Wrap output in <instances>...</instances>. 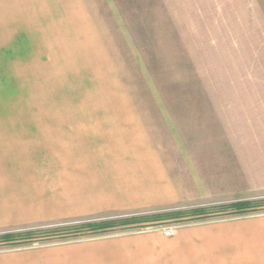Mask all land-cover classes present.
<instances>
[{
  "label": "rangeland",
  "instance_id": "374dc122",
  "mask_svg": "<svg viewBox=\"0 0 264 264\" xmlns=\"http://www.w3.org/2000/svg\"><path fill=\"white\" fill-rule=\"evenodd\" d=\"M6 1L0 0V174L9 178L15 169L16 181L23 174L26 183L29 174L34 183L40 166H50V177L39 180L47 192L56 174H71L81 210L0 228V236L50 231L19 245L0 241V254L264 216L263 196H245L257 207L238 212L232 205L241 199L201 200L190 190L200 180L212 184L213 170L224 163L231 182L234 161L245 163L239 144L224 155L225 145L241 140L242 125L232 119L231 133L223 115L232 110L231 94H239L232 85L264 82L257 75L264 41L247 12L207 11L208 0ZM261 142L255 131V144ZM169 165L188 189L181 202L165 198ZM110 204L126 207L106 209ZM103 221L114 222L80 227ZM230 255V248L222 252Z\"/></svg>",
  "mask_w": 264,
  "mask_h": 264
},
{
  "label": "crops",
  "instance_id": "0c3cea01",
  "mask_svg": "<svg viewBox=\"0 0 264 264\" xmlns=\"http://www.w3.org/2000/svg\"><path fill=\"white\" fill-rule=\"evenodd\" d=\"M13 1L16 0H7L6 4H11L10 2ZM190 1H184V4L191 5ZM200 1L198 0V5ZM208 2L212 7L207 11L247 12L249 14L247 19L254 22L252 26L256 23L259 28L256 32L260 37L258 42L264 41V0H208ZM197 10L202 11L201 8ZM259 54L261 55L258 57L257 75H262L264 81V46L262 53ZM251 65L250 61L248 81L252 75L249 73ZM231 91L239 94H231V99L227 102L230 103L232 110L230 114L226 113L223 116L229 120L231 133L235 132L231 120L241 123L242 127L239 128L242 130V138L235 143L230 142L225 145L224 155L239 144L242 147L245 163H241L239 168L234 161L230 169L231 182L222 173V170L227 169H221V166L227 165L224 163L213 170L212 184L206 181L203 184L200 180L198 185L190 187V190L197 191V196L201 200L236 197L232 199L244 201L245 196H248L246 199L264 197V82L249 81V83L232 85ZM255 131L262 135V142L257 145ZM49 145L51 143L48 142ZM3 149L8 150V145H3ZM236 159L237 154L234 160ZM61 160L65 164L68 163L63 158ZM230 161L233 163L231 157ZM40 168L42 173L35 172L38 182L34 183L31 182L29 174L26 183L23 174L22 181H16L15 169L7 173L9 178L0 174V228L62 219L69 216L68 214L77 215L81 210L78 200L72 198L73 195L79 194L80 190L78 185H73L71 174H65V177L56 174V182L52 186L55 189L47 192L48 186L45 182L42 186L39 180L50 177L47 174L50 166L46 168L41 165ZM57 169L60 168H55L53 171L56 173ZM239 170L243 172L241 176ZM175 172L177 171L173 166L166 167V184H163L167 189L165 198L169 201L181 202L187 197L188 189L183 186L184 184L180 186V180L177 179ZM157 174L160 175L158 168L154 177L158 176ZM76 175L78 176L77 173ZM241 178L245 181H241ZM45 192L49 193L50 197ZM72 207L74 209H70ZM123 207L126 206L110 204L105 208L122 209ZM228 248L231 250V255L226 258L222 256V252ZM0 264H264V216L190 225L181 228L171 237L157 233H129L86 244L48 246L4 253L0 254Z\"/></svg>",
  "mask_w": 264,
  "mask_h": 264
},
{
  "label": "trees",
  "instance_id": "16d2710c",
  "mask_svg": "<svg viewBox=\"0 0 264 264\" xmlns=\"http://www.w3.org/2000/svg\"><path fill=\"white\" fill-rule=\"evenodd\" d=\"M232 207H234V209H236L238 212L244 211V210H250L252 209V207H257L255 205V203H253L252 201H241V202H237L235 204L232 205ZM114 222V221H112ZM112 222L111 221H103L100 223H91V222H87L84 223L82 225H80V227H87L89 229H104V228H109L112 226ZM46 232H50V231H36L34 229L32 230H26L23 232H9L6 234H2L0 236V241H13V242H18L19 244H23V243H28L29 241H32L30 238H33L36 234H46Z\"/></svg>",
  "mask_w": 264,
  "mask_h": 264
},
{
  "label": "built area",
  "instance_id": "2783aa9c",
  "mask_svg": "<svg viewBox=\"0 0 264 264\" xmlns=\"http://www.w3.org/2000/svg\"><path fill=\"white\" fill-rule=\"evenodd\" d=\"M159 230H161L164 233V235H166V236H172L175 233L173 228H168V227H163Z\"/></svg>",
  "mask_w": 264,
  "mask_h": 264
}]
</instances>
